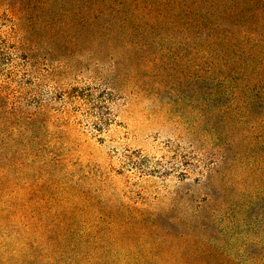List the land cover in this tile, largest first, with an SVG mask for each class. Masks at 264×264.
Here are the masks:
<instances>
[{
    "label": "rangeland",
    "instance_id": "374dc122",
    "mask_svg": "<svg viewBox=\"0 0 264 264\" xmlns=\"http://www.w3.org/2000/svg\"><path fill=\"white\" fill-rule=\"evenodd\" d=\"M151 1L0 0V264H264V16Z\"/></svg>",
    "mask_w": 264,
    "mask_h": 264
},
{
    "label": "trees",
    "instance_id": "16d2710c",
    "mask_svg": "<svg viewBox=\"0 0 264 264\" xmlns=\"http://www.w3.org/2000/svg\"><path fill=\"white\" fill-rule=\"evenodd\" d=\"M93 1L100 3L102 6L103 4L108 3L107 7L110 5L111 8H116V10H118L119 12L124 10L123 9L124 0H111L110 2L109 0H93ZM135 1H137V4H140V0H135ZM217 1H221V2L225 1L226 10L224 11L218 10V8L216 7V3L213 2L212 0H153L149 5L146 6V10L148 11V13L157 11L159 15H164V16L169 15L175 20H179L180 16L185 17L186 22L191 23L192 29L194 31H200V29L205 28V30L208 33L207 37H210V39L213 41L212 45H215L216 44L215 41L217 40L218 43H225L227 47L235 48L234 45L229 46V43H231L232 36L230 34L232 33V30H222L219 27L218 20L224 19L226 18V16H230V14H233L235 11H237L246 17L247 21L250 22L248 26L252 28L254 25V21H253L254 18L258 15L262 17L264 16V0H217ZM116 5H120V6L116 7ZM135 8L134 11L137 12ZM209 18H213V21L209 22L208 21ZM261 19L264 21V18ZM8 29L11 33H13V27H8ZM250 33L253 32H249L248 34ZM242 34H243L242 37L246 36L247 30H244ZM10 37H11L10 34L9 36L0 37V46L2 48L5 49L10 48V44L8 42ZM256 44L263 45L264 41L259 40L257 41ZM243 55H245L244 58L240 56L237 57L236 59L248 60V62H252L253 60H256L254 56H247L246 53L245 54L243 53ZM260 64L262 67H264V62H261V60H260ZM261 81L263 80H260V82Z\"/></svg>",
    "mask_w": 264,
    "mask_h": 264
}]
</instances>
